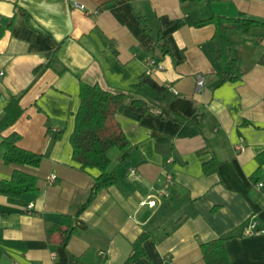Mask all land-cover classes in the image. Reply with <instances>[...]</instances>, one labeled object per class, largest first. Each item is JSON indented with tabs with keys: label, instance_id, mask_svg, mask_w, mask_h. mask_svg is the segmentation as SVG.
Masks as SVG:
<instances>
[{
	"label": "crops",
	"instance_id": "obj_1",
	"mask_svg": "<svg viewBox=\"0 0 264 264\" xmlns=\"http://www.w3.org/2000/svg\"><path fill=\"white\" fill-rule=\"evenodd\" d=\"M242 15L264 23V0H0V24H11L0 38V118L10 97L31 85L24 112L0 143L17 132L19 147L45 155L39 167H28L38 193L0 194V264H69L71 255L123 264L148 232L145 255L131 264H206L201 244L221 236L231 264H264V231H247L254 222L264 227V195L257 198L250 181L264 151V27L231 32L229 52L244 75L230 82L227 64L216 60L215 25L196 26ZM159 32L166 48L158 47ZM56 49L67 70L48 69L32 84L33 69ZM149 58L163 66L150 75L177 94L171 102L134 88ZM81 81L125 94L116 119L137 148L116 170L121 187L100 191L77 216L100 175L73 159ZM139 99L147 106L134 108ZM48 120L63 132L52 146ZM207 161H215L210 173ZM15 168L0 156V180ZM164 186L168 197L143 203ZM47 220L76 228L68 246L47 241Z\"/></svg>",
	"mask_w": 264,
	"mask_h": 264
},
{
	"label": "trees",
	"instance_id": "obj_2",
	"mask_svg": "<svg viewBox=\"0 0 264 264\" xmlns=\"http://www.w3.org/2000/svg\"><path fill=\"white\" fill-rule=\"evenodd\" d=\"M181 2H200L203 0H180ZM143 22L144 16L139 17ZM208 24L215 25L213 40L216 43V60L224 61L228 66V71L224 74V81L236 82L242 78L244 71L241 67V59L233 58L229 49L236 45L231 32H238L242 35H249L252 30L264 27V23L249 19L246 16L230 18L226 16H212L206 20L196 23L202 27ZM7 27L0 24V38L5 34ZM162 29V27H161ZM147 32V30L145 29ZM161 32L157 34L156 41L158 47L166 48ZM46 61L37 65L33 69L36 82L48 69H58V73H63L67 69L62 66L58 58V49L47 52ZM259 62L264 64V55L259 58ZM31 86V85H30ZM22 90L16 95H12L4 108L3 116L0 118V133L11 127L24 112L21 106V99L28 89ZM134 88L142 93L145 98H149L157 103L171 102L177 94L165 84H161L151 77L148 73H143L139 77L138 83ZM125 99L124 93H112L105 90L98 84H88L83 81L80 83V106L75 115V128L71 134V144L73 148V159L79 162L82 169L96 168L100 175L95 178L87 198L81 203L77 216L82 215L89 205L95 200L98 193L112 186L121 187L120 177L116 169H112L113 160L110 153L113 149L119 151L118 161L123 163L128 161L137 146L129 140L121 125L116 119L118 109ZM198 108V104L193 102ZM132 106H147L145 100L139 99L132 102ZM201 115L200 125L203 126L204 116ZM48 134L52 137V143L58 140L62 131H53L51 122L47 121ZM21 135L13 132L4 137L0 143V156L6 164L15 165L11 179L0 180V194L20 198L26 193H38V177L35 173L28 170V167H39L45 157L43 154L31 152L19 147L18 142ZM259 166L251 174L252 192L257 198L264 195V151L257 156ZM204 171L210 173L215 170V161H207L203 164ZM259 183L263 185L257 190ZM264 209V204L262 205ZM47 241L58 242L63 246H68V242L76 232V228L62 221L47 220L45 228ZM264 231V227L256 229L255 233ZM150 236L149 232L144 233L133 244V253L123 264H131L145 255L144 243ZM227 236H221L201 244L204 260L206 264H231L229 254L226 250L225 241ZM107 258L101 259L98 264H106ZM69 264H86L81 257L70 256Z\"/></svg>",
	"mask_w": 264,
	"mask_h": 264
},
{
	"label": "built area",
	"instance_id": "obj_3",
	"mask_svg": "<svg viewBox=\"0 0 264 264\" xmlns=\"http://www.w3.org/2000/svg\"><path fill=\"white\" fill-rule=\"evenodd\" d=\"M75 5L77 6L76 3H75ZM79 7L83 8V6H79ZM162 68H163V66L161 64L157 63V61L155 59H153V58L148 59V62H147V73L148 74H150L156 70L162 69ZM131 171H132V173H135L134 169H132ZM54 179H55V176H52L51 180H54ZM170 183H172V177L170 175H168L167 176V185ZM259 184H260V186L263 185L262 183H259ZM156 191L157 192H155L149 196L150 198L148 201L143 202V203L149 204L150 206H155L156 202H157V200H159V198L169 196V193L167 191L166 186H164V188L158 189ZM28 206H29V208H32L33 204H30ZM256 229H257V224L254 222L248 226L247 231L249 234H254Z\"/></svg>",
	"mask_w": 264,
	"mask_h": 264
},
{
	"label": "rangeland",
	"instance_id": "obj_4",
	"mask_svg": "<svg viewBox=\"0 0 264 264\" xmlns=\"http://www.w3.org/2000/svg\"><path fill=\"white\" fill-rule=\"evenodd\" d=\"M110 156L113 160L112 169H116L118 172H121V169L124 168V164L118 161L119 151L117 149H113Z\"/></svg>",
	"mask_w": 264,
	"mask_h": 264
}]
</instances>
